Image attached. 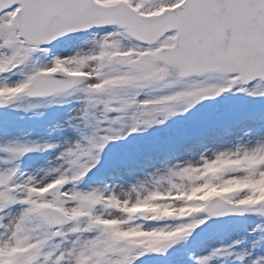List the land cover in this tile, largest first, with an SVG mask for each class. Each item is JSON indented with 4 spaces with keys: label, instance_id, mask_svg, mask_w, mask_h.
<instances>
[{
    "label": "snow or ice",
    "instance_id": "snow-or-ice-1",
    "mask_svg": "<svg viewBox=\"0 0 264 264\" xmlns=\"http://www.w3.org/2000/svg\"><path fill=\"white\" fill-rule=\"evenodd\" d=\"M0 88L68 109L0 138V264H264V0H0Z\"/></svg>",
    "mask_w": 264,
    "mask_h": 264
},
{
    "label": "rangeland",
    "instance_id": "rangeland-1",
    "mask_svg": "<svg viewBox=\"0 0 264 264\" xmlns=\"http://www.w3.org/2000/svg\"><path fill=\"white\" fill-rule=\"evenodd\" d=\"M111 2V0L107 1L106 3ZM57 70H66L63 69L62 67H58ZM77 74L78 76L82 75L80 72H70V74ZM18 76H13L12 79L16 80L18 79ZM3 88H0V97H2V94L4 93ZM9 91L12 92L13 95L15 93L17 94L20 89H15V88H8ZM3 110L6 114H11L12 116L14 115H20V112H23V108H17V107H11L8 109H0ZM34 112V115L31 116L32 119H36L41 121L44 124V131H35L33 133V138L32 140H39L41 142L43 141H56L61 138V133L56 129V125L58 122L64 120L67 118L68 115V109L67 107H60V106H52L48 108H40V109H33L31 110ZM8 118H0V138H18L17 134L11 133L10 134V129L7 127L5 124L7 122ZM18 119V118H17ZM15 119V120H17ZM167 134L163 131L160 132V136L164 138ZM145 141H147V137L144 138ZM51 154L50 153H28L24 158H23V164H22V169L25 171H31L35 168L42 167L46 164V162L51 159ZM214 171V169L210 170ZM125 179H129L128 177H125ZM257 188V184L255 185ZM54 187V185H49V188ZM242 187H247V185H240V184H231L228 185L224 188H227L230 193L235 191L237 188H242ZM46 189H43V191ZM125 196H127V193H124ZM248 202H256V200H253L252 197L248 198ZM148 205V204H146ZM138 206V205H137ZM137 206H134L130 211H135L139 210ZM144 206V205H143ZM152 208L153 211L157 212L158 214H173L176 213L175 209H161L159 206H154V205H148L146 206L145 209ZM178 214H184V212H180ZM241 227L237 231H231L229 233V239L231 240L234 238H243L245 236V232L243 229V223L242 221L238 222ZM177 235L176 233H158L155 235H150L148 238L151 241H159L162 240L163 238H169L171 236ZM217 241H212L211 243H216Z\"/></svg>",
    "mask_w": 264,
    "mask_h": 264
},
{
    "label": "trees",
    "instance_id": "trees-1",
    "mask_svg": "<svg viewBox=\"0 0 264 264\" xmlns=\"http://www.w3.org/2000/svg\"><path fill=\"white\" fill-rule=\"evenodd\" d=\"M31 128H33V126H29V127H28V129H31Z\"/></svg>",
    "mask_w": 264,
    "mask_h": 264
}]
</instances>
